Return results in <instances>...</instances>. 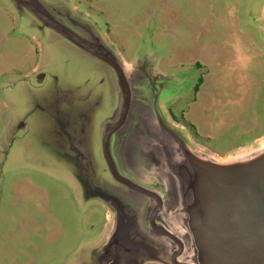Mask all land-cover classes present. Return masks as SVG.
<instances>
[{
	"label": "rangeland",
	"instance_id": "rangeland-1",
	"mask_svg": "<svg viewBox=\"0 0 264 264\" xmlns=\"http://www.w3.org/2000/svg\"><path fill=\"white\" fill-rule=\"evenodd\" d=\"M36 2L129 62L133 134L119 160L128 116L109 152L122 176L171 197L156 221L184 240L179 259L219 264L242 249L253 256L238 264H264V164L231 169L264 161V0ZM122 106L110 64L0 0V264H172L176 243L149 224L155 201L107 167L102 135ZM185 146L220 171L190 169Z\"/></svg>",
	"mask_w": 264,
	"mask_h": 264
},
{
	"label": "water",
	"instance_id": "water-1",
	"mask_svg": "<svg viewBox=\"0 0 264 264\" xmlns=\"http://www.w3.org/2000/svg\"><path fill=\"white\" fill-rule=\"evenodd\" d=\"M18 1V6H29L28 9H30L32 12H34L40 19H42L43 21H45V23L49 26H52L55 30L61 32L64 34V36L69 37L70 39H72L73 41H75L76 43H78L79 45H81L82 47H84L87 51H89L92 55L96 56L97 58L107 62L108 64H110L114 70L116 71L118 78H119V82H120V87H121V92L123 95V106L120 112V115L118 117V119L105 131L103 138H102V150H103V154L109 169V172L111 173L112 177L118 181L119 183H122L124 185H126L127 187L134 189L148 197H150L151 199H153L155 201V206L151 211L150 217H149V224L151 229L157 233L158 235H162V236H166L168 238H170L171 240H173L176 245L177 248L175 251H173L170 255V261L172 264H195L193 262H186L183 261L180 258V256L182 255L183 251H184V240L177 235L176 233H174L173 231H171L170 229H168L165 226H160L157 221H156V216L158 214V212L160 210H163V200L161 195H159V193H157L155 190L147 188L143 185H140L134 181H131L129 179H127L126 177L122 176L113 160L112 157L110 155L109 152V138L111 136V134L117 129L119 128L125 121L126 116H127V112L129 109V105H130V99H131V92H130V87L129 84L127 82L123 67L121 66V64L115 60L112 56L111 53H109V51H107V49H105L104 47H99L96 45H91V43H89L85 38H83L82 36H80L78 33H76L74 30L70 29L69 27H67L65 24H63L62 22L58 21L57 19L52 18L51 16L48 15V13L46 14L44 12V10L41 8V5L36 2V0H33V2L30 0H17ZM39 6V7H38ZM187 152L189 153L188 156H190V169H201L203 171H205L206 173H211V171H220L218 170L219 168L217 167L216 164H211L212 161H201V159L198 158V156L196 155L195 151H192L190 148H188L187 146H185ZM175 151H180V149L178 148V145L176 146V150ZM179 158H181L180 152H179ZM178 157V156H177ZM264 161H260L258 163L255 164H251V165H247V166H236L234 168L231 169H254V167L259 166L261 163ZM183 169H188L187 167L183 168ZM229 172V173H228ZM215 173L209 174L210 177L213 178V175ZM238 174H236L233 171H221L217 177H222V178H229V180H235L236 178H238ZM257 179L259 181V183L262 185V187H260L259 189V195L264 196V169L260 170L257 173ZM217 232V231H216ZM189 238V242L192 244V247L194 245V236H187ZM262 243L264 242V239L261 240ZM264 249L263 247H261V249H258V252L256 254H258V262H262V260H264V252L259 253V251H264L262 250ZM240 258L236 255L239 253H236L235 256H233L232 253H230L231 251L228 252V255H222V257H220L219 259H213L218 260L219 264L221 260H226V257H231V259L233 260V257L235 258V261L233 260V262L235 263H239V262H243L244 261V257H247V260L251 257V255L253 256V254L250 251L247 250H242L240 249ZM255 254V255H256ZM246 261V260H245ZM233 262H230L231 264H233ZM248 261H246L247 264ZM223 263V262H222ZM229 263V264H230Z\"/></svg>",
	"mask_w": 264,
	"mask_h": 264
},
{
	"label": "crops",
	"instance_id": "crops-1",
	"mask_svg": "<svg viewBox=\"0 0 264 264\" xmlns=\"http://www.w3.org/2000/svg\"><path fill=\"white\" fill-rule=\"evenodd\" d=\"M19 7H22V6H19ZM99 47H101V45L99 44L98 45ZM123 68H124V70L125 69H130L131 68V66L129 65V62H127V61H123ZM128 75H130V74H128ZM129 84L131 85V82H129ZM130 105H131V102H130ZM130 105H129V109H128V112H127V119H128V116L130 117V119H129V121H133V119H134V114H135V109H134V112L132 113L131 111H130ZM131 112V113H130ZM125 121H126V119H125ZM181 126V125H180ZM124 132H126V134H127V136H125V138H128V137H131L132 136V132L130 131V130H128V126H127V128L124 130ZM262 137H264V134L261 136V137H258V138H256V140H259L260 138H262ZM123 141V140H122ZM171 145H172V143H171ZM117 156V158L120 160L122 157H123V153H122V151L121 152H119V153H117L116 154ZM173 156L175 157V159H177V158H179L180 156H179V152L177 151V152H173ZM178 156V157H177ZM116 158V159H117ZM117 159V160H118ZM144 198V197H143ZM162 200H163V209L165 208V212H163V215L166 213V211H167V214H166V216L167 217H169L170 216V201H171V197L170 196H163L162 197Z\"/></svg>",
	"mask_w": 264,
	"mask_h": 264
},
{
	"label": "flooded vegetation",
	"instance_id": "flooded-vegetation-1",
	"mask_svg": "<svg viewBox=\"0 0 264 264\" xmlns=\"http://www.w3.org/2000/svg\"><path fill=\"white\" fill-rule=\"evenodd\" d=\"M30 1V0H29ZM32 2H33V0H31ZM23 5V4H22ZM21 5V6H22ZM23 7H26V6H23ZM29 6H27V8H28ZM39 7V6H38ZM42 7V6H41ZM44 10V9H43ZM44 12L47 14V11H45L44 10ZM49 15V14H48ZM49 16H51V15H49ZM52 17V16H51ZM52 18H54V19H56L55 17H52ZM58 20V19H57ZM58 21H60V20H58ZM45 22V21H44ZM61 22V21H60ZM63 24H65L67 27H69L70 29H72V30H74L76 33H78L75 29H74V27H72L71 25H69V24H66V23H63ZM50 27H52V26H50ZM79 34V33H78ZM80 35V34H79ZM81 36V35H80ZM93 39H95V38H93ZM87 40V39H86ZM88 41V40H87ZM89 42V41H88ZM90 43V42H89ZM91 45H93V44H91ZM98 45H99V43H98ZM95 46V45H94ZM127 82H128V84H129V81L127 80ZM131 85H129V87H130ZM135 115H137V112H135V114H134V116ZM127 117V116H126ZM127 119V118H126ZM134 120H135V118H134ZM132 121L131 122V126L129 127L128 126V130H130L132 127H133V123L135 122V121ZM125 122V121H124ZM124 124V123H123ZM122 124V125H123ZM122 125L119 127V128H122ZM119 128H117L115 131H117ZM114 131V132H115ZM131 131V130H130ZM123 132H124V129L121 131V132H119V136L115 139V141H114V144H115V153L117 154V153H119V152H121L119 149L120 148H118V146H120V144H121V142H122V137H121V135L123 134ZM73 136H76V137H79V135L78 134H72ZM104 135V134H103ZM103 135H102V138H103ZM204 147V146H203ZM204 150H205V148H204ZM103 151V150H102ZM206 153V152H205ZM207 154V153H206ZM108 167V166H107ZM118 170V169H117ZM111 174V173H110ZM113 178V177H112ZM117 234V233H116ZM117 240H119V238L117 237L116 238V236H115V238L112 236V237H109V242L110 243H112L113 241H117ZM121 244V240H119L118 241V244H115L114 246H116V250H115V247L113 248L114 250H115V252L117 251V252H119V250L121 249V246L122 245H120ZM119 245V246H118ZM115 252H113V253H115Z\"/></svg>",
	"mask_w": 264,
	"mask_h": 264
},
{
	"label": "trees",
	"instance_id": "trees-1",
	"mask_svg": "<svg viewBox=\"0 0 264 264\" xmlns=\"http://www.w3.org/2000/svg\"><path fill=\"white\" fill-rule=\"evenodd\" d=\"M199 81H200V82L202 81V78H201V77L199 78ZM195 88L197 89V88H198V85H197Z\"/></svg>",
	"mask_w": 264,
	"mask_h": 264
}]
</instances>
